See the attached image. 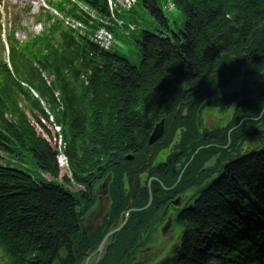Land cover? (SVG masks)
<instances>
[{"label": "trees", "instance_id": "16d2710c", "mask_svg": "<svg viewBox=\"0 0 264 264\" xmlns=\"http://www.w3.org/2000/svg\"><path fill=\"white\" fill-rule=\"evenodd\" d=\"M80 1L95 18L76 6L68 14L93 29L106 28L100 23L108 18L106 1ZM137 2L158 25L157 32L142 31L133 38L137 66L86 36L58 27L40 40L48 53L41 64L35 65L34 58L42 50L29 59L18 56L17 81L0 64V161L21 162L29 154L35 169L53 180L36 181L26 172L0 166V261L5 264H77L106 230L92 240L82 228V212H76L83 196L55 183L60 174L56 137L29 88L62 127L70 174L64 184L87 187L110 177L113 211L107 228L116 224L128 197L134 208L146 204L147 189L139 175L150 170L164 187H171L197 148L225 146L230 128L262 111L264 0H172L182 15L175 30L161 13L159 0ZM236 79L242 81L239 88L231 85ZM256 79L260 81L254 86L251 81ZM222 90L227 94L222 96ZM206 100L222 112L232 109L231 124L213 133L204 130L196 115ZM162 119L170 132L161 145L179 140L176 151L152 167L146 164L147 141ZM258 127H264V113L259 121L246 120L232 131L231 145L264 135ZM263 150L224 163L231 147L201 149L174 190L165 192L152 184L151 207L130 215L113 237L116 244L128 235L133 242L169 200L211 181L193 208L176 219L182 229L178 264H264ZM127 155L134 160L125 162ZM216 155L223 164L212 168L208 162ZM110 250L103 264L111 260Z\"/></svg>", "mask_w": 264, "mask_h": 264}, {"label": "rangeland", "instance_id": "374dc122", "mask_svg": "<svg viewBox=\"0 0 264 264\" xmlns=\"http://www.w3.org/2000/svg\"><path fill=\"white\" fill-rule=\"evenodd\" d=\"M47 1L48 0H43V3L47 2ZM124 1L125 0H117L116 4H118L120 6L125 5ZM43 3H40L37 0H32V2L30 4H26V2L24 3L28 6L27 10H29V13H26V10H22V12H23V19H22L23 26L22 27L25 29V31H24V29L19 31V35H17V37L20 40H22L26 37L25 36L26 32H31V33H34L35 35H38L39 32L41 31V29L44 27L45 22H43V20L44 21H46V20H45V17L43 14L46 13V10L44 11L42 8ZM17 7H19V6H17ZM39 12H40L42 18H40L38 16ZM173 16H181L180 17L181 21L174 20ZM168 17H169V26L171 28H174L175 23H177L176 27H181L182 15L180 14V12H177L175 10L172 14H169ZM122 21L126 25L131 23V22L135 23L137 26L136 32H138V33L140 32V30H148L151 32H157L155 29H156V27H158V25H155L154 21H152L151 17H149L144 11H141L140 13L137 12L136 10H132L131 12H125L123 14ZM20 29H22V28L20 27ZM159 29H161L162 31L165 32V29H163V28H159ZM127 33H129V31ZM132 35H133V33H131V36ZM131 36L126 35V38H131ZM96 40H99V41L101 40L102 46L104 48H108V46H109L107 44L108 39H107V36L105 34L98 32ZM124 46H125V49L120 50L121 53L124 54L125 56H127V58L131 61V63H133L134 65L137 66L139 63V59L137 57V51H136L135 47L132 44H127V43ZM252 82L253 81H251V83ZM241 84H242L241 79H236L231 83V85H233L234 87H237V88H239L241 86ZM222 92L224 93V95L227 94V93H225L226 92L225 90H222ZM207 101L208 100H206L204 102V104L199 109V111L197 112V115H196V117L199 118L200 121L202 122V125L212 132H215L222 124H224L226 122L227 123H226L225 127L230 125L232 120H233L232 109H228L227 111H225V113L221 114L220 109L218 107H216V108L210 107L209 102H207ZM49 128L51 130V133L55 136L54 127L49 126ZM232 128L233 129L238 128V124ZM258 128H259L260 132H264V127L263 128L258 127ZM248 132H249V130H248ZM229 135H230V133L228 131L227 136L229 137ZM263 136H264L263 134L259 135L258 137L254 136L253 138H251L245 142L246 145H243L242 147H240V145L234 147V149L232 151V157L241 155L243 148H244V152H248L249 149H256L258 147H262L263 139H260V138H262ZM173 141H174V139L172 140V142L170 143V145L167 149L164 148L158 153V157L160 159L164 158L165 153L174 144L175 141L174 142ZM230 147L233 148V145H231ZM212 159H213V162L219 161V156L216 155ZM215 163L217 164L218 162H215ZM11 166H13L16 169H19V170L26 172L29 176H31L36 181L37 180L38 181L40 180L43 182L51 181L48 176L40 174L35 169L29 154H25L23 156L21 162H18L16 164H11ZM217 174H218V172H217ZM68 175L69 174L67 173V171L60 168V175H59V178L57 180L58 184L62 185L63 178L68 176ZM101 187H103V181H101L100 183L97 184V189H96V192L94 193V197L97 198V201H98V199L99 200L101 198L103 199L101 202V205L97 204L95 210L86 219L87 225L90 228H93L95 225H97L99 223V219L101 218V216L103 215V213L105 211L107 212V209H108L109 198L107 197V189L105 187H103V189H100ZM77 190H79V189L72 186L70 189V192H72V191L75 192ZM105 200H106V203H105ZM183 202H184V199L180 200V203H179V207H181L180 209L184 208V205H182ZM174 214H175L174 208H170L168 211V215H167V222H165L166 219H163L162 221H157L155 225H150L149 227H147V229L150 230V233L146 232V239L144 240V244L137 251V253L140 251V254L137 257V260H132V261H136V262L141 263V264H151L152 261L161 260L164 257L166 252L169 251L170 248L177 242V239L180 235L178 227H176L175 225H172V221H170V220H172L171 218L173 217ZM168 220H169V222H168ZM162 223L166 224V230L165 231H159V229H160L159 227L153 228L154 226H159ZM160 227H162V225ZM147 241H149V242L151 241V242L148 243ZM150 244H151V246L147 248V246ZM147 250H150V254L146 258H144V253ZM95 257L96 256L94 255L90 259L89 264L93 260L96 259ZM0 264H3V263L0 262ZM117 264H124V263L119 260Z\"/></svg>", "mask_w": 264, "mask_h": 264}, {"label": "flooded vegetation", "instance_id": "af4514ba", "mask_svg": "<svg viewBox=\"0 0 264 264\" xmlns=\"http://www.w3.org/2000/svg\"><path fill=\"white\" fill-rule=\"evenodd\" d=\"M96 189H97V184H94L92 187H89V191L90 192H96ZM100 189H103V187H101ZM95 201V203H97V204H99V205H101V202H102V198L99 200L98 199V201H97V198H95V199H93V202ZM178 201H180V199L178 198ZM163 219H166L165 220V222H167V216H165V215H163ZM168 222H169V220H168ZM162 225V227H159L160 229H159V231H163V226L164 225H166L165 223L163 224H161ZM96 227H97V225H95ZM94 226V227H95ZM93 227V228H94ZM90 228V227H89ZM92 229V228H91ZM149 246H147V248H148ZM138 251V250H137ZM148 251H150V250H147L145 253H144V258H146L148 255H149V253H148ZM139 254H140V251L138 252V253H136V255L135 256H133L132 257V260H137V257L139 256ZM129 257L130 256H128L127 255V259H126V261H125V264H141V263H138V262H136V261H132V260H130L129 259ZM96 260V259H95ZM95 260H93L90 264H94V261ZM90 261V260H89ZM151 264H161V261L160 260H155V261H152L151 262ZM164 264V263H163Z\"/></svg>", "mask_w": 264, "mask_h": 264}, {"label": "water", "instance_id": "95a60500", "mask_svg": "<svg viewBox=\"0 0 264 264\" xmlns=\"http://www.w3.org/2000/svg\"><path fill=\"white\" fill-rule=\"evenodd\" d=\"M161 134H162V125H161L160 127H156V128L154 129L152 135L150 136V138H149V140H148V144L151 145L152 143H154L157 139L160 138ZM125 160H127V161L132 160V157L127 156V157H125ZM120 227H121V226L119 225L118 228H116L115 230H112L111 232H108V233L105 235V237H104L102 243L100 244V247L103 245V243L105 242V240L107 239V237H109V236L112 235L113 233L117 232V231L120 229Z\"/></svg>", "mask_w": 264, "mask_h": 264}, {"label": "bare ground", "instance_id": "6f19581e", "mask_svg": "<svg viewBox=\"0 0 264 264\" xmlns=\"http://www.w3.org/2000/svg\"><path fill=\"white\" fill-rule=\"evenodd\" d=\"M148 253L150 254V251H148Z\"/></svg>", "mask_w": 264, "mask_h": 264}]
</instances>
